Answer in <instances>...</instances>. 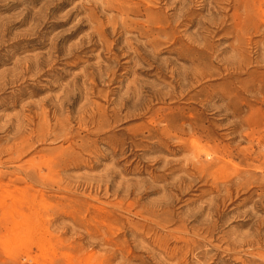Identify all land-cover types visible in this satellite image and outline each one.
Masks as SVG:
<instances>
[{
	"label": "rangeland",
	"instance_id": "obj_1",
	"mask_svg": "<svg viewBox=\"0 0 264 264\" xmlns=\"http://www.w3.org/2000/svg\"><path fill=\"white\" fill-rule=\"evenodd\" d=\"M0 264H264V0H0Z\"/></svg>",
	"mask_w": 264,
	"mask_h": 264
},
{
	"label": "bare ground",
	"instance_id": "obj_2",
	"mask_svg": "<svg viewBox=\"0 0 264 264\" xmlns=\"http://www.w3.org/2000/svg\"><path fill=\"white\" fill-rule=\"evenodd\" d=\"M49 3H50V1H49ZM20 24H23V22H21ZM82 27H78L77 29H76V31H74L73 33H72V36H75L77 33H79V32H81L82 30ZM35 60V59H34ZM26 63H27V61H26ZM33 63H35V64H33V65H37L38 63H39V61H37V60H35Z\"/></svg>",
	"mask_w": 264,
	"mask_h": 264
}]
</instances>
